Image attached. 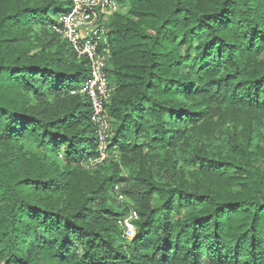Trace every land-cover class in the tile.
Returning <instances> with one entry per match:
<instances>
[{"label": "trees", "instance_id": "obj_1", "mask_svg": "<svg viewBox=\"0 0 264 264\" xmlns=\"http://www.w3.org/2000/svg\"><path fill=\"white\" fill-rule=\"evenodd\" d=\"M117 1L106 108L126 174L85 166L99 156L78 92L89 65L54 29L69 3L0 0V263L264 264V137L220 128L264 118V0Z\"/></svg>", "mask_w": 264, "mask_h": 264}, {"label": "built area", "instance_id": "obj_2", "mask_svg": "<svg viewBox=\"0 0 264 264\" xmlns=\"http://www.w3.org/2000/svg\"><path fill=\"white\" fill-rule=\"evenodd\" d=\"M68 10L63 13L54 27L61 39L66 41L79 59L85 58L89 65V78L78 90L86 95L92 107V122L96 127L99 164L106 160L111 144V116L106 104L111 98L113 89L109 86L107 65L111 58L109 50V28L107 23L117 13L126 8L117 0H66ZM77 91H73L75 94ZM122 183L114 186V197L121 203L127 202L122 192ZM133 217L137 219L136 213ZM133 220L125 221V236L133 239L136 227Z\"/></svg>", "mask_w": 264, "mask_h": 264}, {"label": "rangeland", "instance_id": "obj_3", "mask_svg": "<svg viewBox=\"0 0 264 264\" xmlns=\"http://www.w3.org/2000/svg\"><path fill=\"white\" fill-rule=\"evenodd\" d=\"M35 30H37V32H40L42 34L41 40L44 42V44L46 46H48L46 48V50H47L46 53L47 54H54V53L58 52V48H59L60 42L57 43V42H55V40L52 41L51 36L48 33V31H45V32L41 31V27H39V26L38 27L36 26ZM40 49L37 48L36 52L39 53ZM72 94H73V92H72ZM43 100H46V102H47V101H50L51 99L46 97V99H43ZM234 127L237 128V129H235ZM220 128H222L223 131L225 129L236 130V131H241V130L244 129V130L249 131L248 133L252 132L254 134V136L260 134L261 136L264 137V118L260 115V113H258L256 111H253V110H251L249 112H246V113H243V114L236 113V114L231 115L230 120L225 124L224 129H223L222 125H220ZM224 140H225V137L221 136V134H218L209 143V146H210L211 149L217 150L219 148H222V146L223 147L226 146V143H225ZM98 152H99V148H98ZM106 160H112V162H114V164L115 163L120 164L121 168H123V172L125 174L127 173V171H128V169L126 168L127 165H124V166L122 165V157L116 151L110 150L108 152V156H107ZM125 162H129L131 164V157L127 156L126 159H125ZM57 164L59 166V170L60 171H63L66 168L65 160L62 161V159H59V160H57ZM100 165L95 159H90L89 160V164H85L87 169H92L93 171H96L98 169V166H100ZM108 165L109 164H106V166H108ZM104 171H106V170H104ZM117 202H119V201H117ZM119 203H118V205L114 204V207L116 209H118L120 212H122L123 208L126 207L127 203H125V204L121 203V202H119ZM118 206L121 207V208H119ZM132 214H133V211L131 210V212L128 215L124 216L121 219V222H122V225H123V227L121 226L123 238H124L125 233H126V231L124 232V227H125L124 223H125L126 220L131 221V220L134 219Z\"/></svg>", "mask_w": 264, "mask_h": 264}]
</instances>
